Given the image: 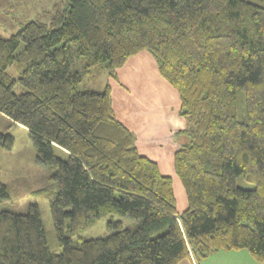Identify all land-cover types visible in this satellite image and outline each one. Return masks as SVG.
Masks as SVG:
<instances>
[{
	"label": "trees",
	"instance_id": "1",
	"mask_svg": "<svg viewBox=\"0 0 264 264\" xmlns=\"http://www.w3.org/2000/svg\"><path fill=\"white\" fill-rule=\"evenodd\" d=\"M67 2L48 24L28 21L0 36V115L28 130L51 170L48 206L62 250L49 249L36 205L2 210L0 264L195 263L243 249L263 261L264 0ZM141 52L176 91L185 121L172 160L181 213L171 177L115 117L109 85L81 89L89 69L116 79ZM13 62L20 74L6 79ZM0 143L9 148L12 139L0 134ZM237 177L253 188L238 187ZM7 196L0 181V201ZM111 215L136 226L109 221L110 235L73 242Z\"/></svg>",
	"mask_w": 264,
	"mask_h": 264
},
{
	"label": "rangeland",
	"instance_id": "2",
	"mask_svg": "<svg viewBox=\"0 0 264 264\" xmlns=\"http://www.w3.org/2000/svg\"><path fill=\"white\" fill-rule=\"evenodd\" d=\"M67 6V0H0V36L3 38L9 37L28 21H39L48 24L56 12L65 10ZM21 69V66L13 62L6 69L5 78L16 79ZM144 69L146 70L145 67ZM135 72L139 74L137 77L139 78L141 75L139 70L132 71L126 77L134 76ZM110 79L112 78L107 76L105 70L95 72L93 69H89L83 79L81 89L101 91L105 85H113ZM124 86L129 88V81ZM13 91L15 94H20L24 89L18 82H15ZM113 91H115L114 88ZM0 134L9 136L12 139L9 148L0 143V181L8 187V196L0 201V211L8 210L14 213H25L29 205H36L49 249L52 252H60L62 248L58 244L48 206L49 199L56 191V185L50 179L51 170L38 162L36 146L26 128L12 124L0 115ZM167 148V146L162 147L164 152L167 151ZM54 152L57 157H63L58 150ZM170 177L176 202V212L181 213L186 208L185 194L174 173ZM235 183L243 189L253 188V185L242 177H237ZM109 221H120L124 228L133 229L136 226V222L127 217L105 216L89 224L77 237L72 238L73 242L77 238H104L110 235L114 231L107 227ZM64 233L66 234L65 230ZM227 253L211 254L208 258L198 260L194 264H264V259L258 262L244 249L231 251V254Z\"/></svg>",
	"mask_w": 264,
	"mask_h": 264
},
{
	"label": "crops",
	"instance_id": "3",
	"mask_svg": "<svg viewBox=\"0 0 264 264\" xmlns=\"http://www.w3.org/2000/svg\"><path fill=\"white\" fill-rule=\"evenodd\" d=\"M154 62L147 52L129 58L116 71V79H110L113 85L109 87L115 117L134 135L138 152L155 162L162 175L170 177L173 154L181 142L175 133L185 128V121L179 115L176 91L159 75ZM137 70L141 72L139 78L137 72L135 77H126ZM128 81L129 88L124 86ZM178 264L194 262L185 259Z\"/></svg>",
	"mask_w": 264,
	"mask_h": 264
}]
</instances>
